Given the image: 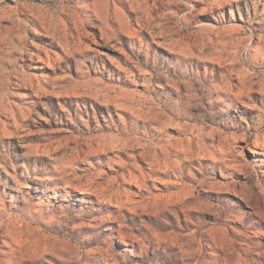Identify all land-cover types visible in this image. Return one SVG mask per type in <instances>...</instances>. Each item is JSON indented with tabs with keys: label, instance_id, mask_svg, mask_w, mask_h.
<instances>
[{
	"label": "rangeland",
	"instance_id": "1",
	"mask_svg": "<svg viewBox=\"0 0 264 264\" xmlns=\"http://www.w3.org/2000/svg\"><path fill=\"white\" fill-rule=\"evenodd\" d=\"M0 264H264V0H0Z\"/></svg>",
	"mask_w": 264,
	"mask_h": 264
}]
</instances>
